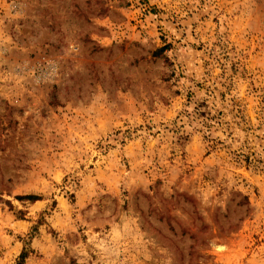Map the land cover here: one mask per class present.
Segmentation results:
<instances>
[{
	"label": "rangeland",
	"instance_id": "1",
	"mask_svg": "<svg viewBox=\"0 0 264 264\" xmlns=\"http://www.w3.org/2000/svg\"><path fill=\"white\" fill-rule=\"evenodd\" d=\"M25 246L264 264V0H0V264Z\"/></svg>",
	"mask_w": 264,
	"mask_h": 264
},
{
	"label": "trees",
	"instance_id": "2",
	"mask_svg": "<svg viewBox=\"0 0 264 264\" xmlns=\"http://www.w3.org/2000/svg\"><path fill=\"white\" fill-rule=\"evenodd\" d=\"M166 47L161 48L160 50H158V52H156V55L161 54L162 52H165ZM17 200L19 201H30L32 203H35L37 201L40 200L39 196L36 195H27V196H17ZM34 231H36V228L34 229ZM28 244V243H27ZM32 250L30 248H27L26 246L23 248L18 261L16 262V264H26V260L29 258V256L32 254Z\"/></svg>",
	"mask_w": 264,
	"mask_h": 264
}]
</instances>
